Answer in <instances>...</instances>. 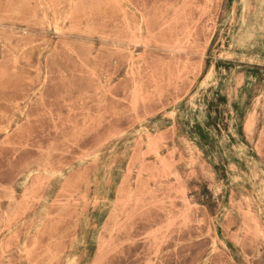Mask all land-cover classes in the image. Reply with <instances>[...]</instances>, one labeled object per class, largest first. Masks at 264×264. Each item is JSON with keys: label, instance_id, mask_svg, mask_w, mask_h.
<instances>
[{"label": "rangeland", "instance_id": "1", "mask_svg": "<svg viewBox=\"0 0 264 264\" xmlns=\"http://www.w3.org/2000/svg\"><path fill=\"white\" fill-rule=\"evenodd\" d=\"M0 264H264V0H0Z\"/></svg>", "mask_w": 264, "mask_h": 264}]
</instances>
